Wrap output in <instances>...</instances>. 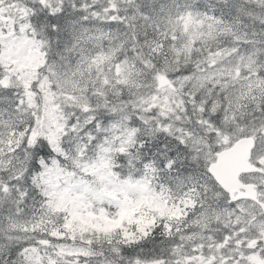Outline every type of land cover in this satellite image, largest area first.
Wrapping results in <instances>:
<instances>
[{
    "label": "snow or ice",
    "instance_id": "1",
    "mask_svg": "<svg viewBox=\"0 0 264 264\" xmlns=\"http://www.w3.org/2000/svg\"><path fill=\"white\" fill-rule=\"evenodd\" d=\"M0 264H264V0H0Z\"/></svg>",
    "mask_w": 264,
    "mask_h": 264
}]
</instances>
